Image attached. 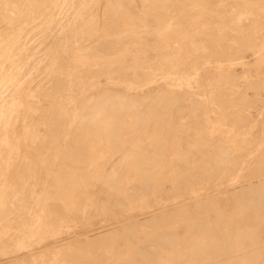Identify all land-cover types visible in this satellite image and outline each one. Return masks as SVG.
Segmentation results:
<instances>
[{
    "label": "rangeland",
    "instance_id": "obj_1",
    "mask_svg": "<svg viewBox=\"0 0 264 264\" xmlns=\"http://www.w3.org/2000/svg\"><path fill=\"white\" fill-rule=\"evenodd\" d=\"M0 40V264H264V0H0Z\"/></svg>",
    "mask_w": 264,
    "mask_h": 264
},
{
    "label": "bare ground",
    "instance_id": "obj_2",
    "mask_svg": "<svg viewBox=\"0 0 264 264\" xmlns=\"http://www.w3.org/2000/svg\"><path fill=\"white\" fill-rule=\"evenodd\" d=\"M48 5V4H47ZM66 6V5H65ZM63 11V10H62ZM75 14V13H74ZM3 15V14H2ZM71 16V15H70ZM25 20V19H24ZM68 21V20H67ZM88 22V21H87ZM88 24V23H87ZM63 25H64V23H63ZM65 26V25H64ZM222 30V29H221ZM58 31V30H57ZM1 41V40H0ZM9 41V40H8ZM29 43V42H28ZM128 46V45H127ZM126 46V47H127ZM111 49V48H110ZM130 49V48H129ZM115 52H117V50L116 49H113ZM123 50V49H122ZM131 50V49H130ZM118 52H120L119 51V49H118ZM124 52H125V50H124ZM127 52V51H126ZM133 52V51H132ZM135 53V52H134ZM85 54V53H84ZM105 54V53H104ZM119 54V53H118ZM121 54H123L124 55V53L122 52ZM142 54V53H141ZM189 54V53H188ZM143 55V54H142ZM109 56V55H108ZM113 56V55H112ZM121 56V55H120ZM109 57H111V56H109ZM131 57H133V56H131ZM37 58V57H36ZM77 58V57H76ZM130 58V57H129ZM119 59H121V58H119ZM110 61H111V59H110ZM112 61H113V59H112ZM17 62V61H16ZM143 62V61H142ZM112 63V62H111ZM138 65V64H137ZM141 65H142V63H141ZM167 65V64H166ZM136 66V65H135ZM136 67H139V66H136ZM168 67V66H167ZM171 67V66H170ZM140 68H141V66H140ZM173 68V67H172ZM174 69V68H173ZM25 70V69H24ZM30 70V69H29ZM136 70V69H135ZM9 73V72H8ZM28 75V74H27ZM166 77V76H165ZM51 78V77H50ZM10 79V78H9ZM23 79H25V77L23 78ZM22 79V80H23ZM153 80V79H152ZM20 81V80H19ZM18 81V82H19ZM17 83V82H16ZM15 87V86H14ZM27 91V90H26ZM154 91V90H153ZM127 96V95H126ZM93 97V96H92ZM113 97H114V95H113ZM118 97V96H117ZM124 97V96H123ZM122 97V98H123ZM101 99V98H100ZM100 99L98 98V100L100 101ZM97 100V99H96ZM97 100V102H99ZM103 101V100H102ZM106 101V100H105ZM116 102V101H115ZM122 102V101H121ZM130 102V101H129ZM105 104H106V102H104ZM118 103V102H117ZM120 103V102H119ZM116 104V103H115ZM121 104V103H120ZM180 104V103H179ZM125 106V105H124ZM91 111V110H90ZM27 112V111H26ZM41 137V136H40ZM170 142V141H169ZM170 145V144H169ZM124 146V145H123ZM26 150V149H25ZM122 151V150H121ZM38 168V167H37ZM39 170V169H38ZM37 170V171H38ZM16 171V170H15ZM36 172V171H35ZM39 174V173H38ZM115 174V173H114ZM12 176V175H11ZM160 176V175H159ZM13 177V176H12ZM161 177V176H160ZM10 180V179H9ZM194 181V180H193ZM61 184V183H60ZM163 184V183H162ZM190 184V183H189ZM260 184V183H259ZM77 186V185H76ZM192 186V185H191ZM250 186H251V184H250ZM254 186V185H253ZM158 187V186H157ZM188 188V187H187ZM103 191V190H102ZM180 191V190H179ZM220 192V191H219ZM217 195V194H216ZM217 197V196H216ZM243 197V196H242ZM206 198V197H205ZM105 199V198H104ZM197 199V198H196ZM218 199V198H217ZM200 203V202H199ZM203 204V203H202ZM198 205V204H197ZM208 205V204H207ZM249 205V204H248ZM252 205V204H251ZM242 206V205H241ZM179 207V206H178ZM162 211V210H161ZM155 212V211H154ZM230 218V217H229ZM224 222V221H223ZM182 235V234H181ZM181 238V237H180ZM260 241V240H259ZM263 241V240H262ZM81 242V241H80ZM71 245V244H70ZM262 245H263V243H262ZM203 247V246H202ZM80 248V247H79ZM193 248V247H192ZM197 247H195L194 249H196ZM264 248V247H263ZM152 253V252H151ZM261 254H262V252H260ZM211 254H213V253H211ZM216 254V253H215ZM228 254V253H227ZM245 255V254H244ZM228 256V255H227ZM149 257H151V256H149ZM180 258V257H179ZM226 258V257H225ZM252 261H253V259H251ZM219 261V260H218ZM226 261V260H225ZM212 262V261H211ZM210 262V263H211ZM215 262V261H214ZM222 263V262H221ZM220 263V264H221ZM223 263H224V261H223ZM227 263V262H226ZM212 264H213V262H212ZM217 264H219V263H217Z\"/></svg>",
    "mask_w": 264,
    "mask_h": 264
},
{
    "label": "crops",
    "instance_id": "obj_3",
    "mask_svg": "<svg viewBox=\"0 0 264 264\" xmlns=\"http://www.w3.org/2000/svg\"><path fill=\"white\" fill-rule=\"evenodd\" d=\"M8 183L9 184L11 183V174H10V172H9V174H7L5 171L4 176H3V185L6 186ZM0 185H1V182H0Z\"/></svg>",
    "mask_w": 264,
    "mask_h": 264
}]
</instances>
